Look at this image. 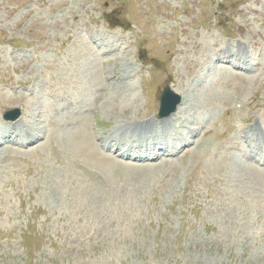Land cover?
<instances>
[{
    "label": "rangeland",
    "instance_id": "obj_1",
    "mask_svg": "<svg viewBox=\"0 0 264 264\" xmlns=\"http://www.w3.org/2000/svg\"><path fill=\"white\" fill-rule=\"evenodd\" d=\"M175 1L0 0V126L19 108L44 135L0 150V264H264V166L219 150L238 123L264 129V0ZM211 30L236 54L247 44V64L206 60ZM165 87L182 97L184 125L210 136L155 162L114 156L126 143L102 152L96 138L128 116L158 120ZM62 90L87 106L78 118L71 105L64 120L51 114ZM154 130L135 145L162 146Z\"/></svg>",
    "mask_w": 264,
    "mask_h": 264
},
{
    "label": "bare ground",
    "instance_id": "obj_2",
    "mask_svg": "<svg viewBox=\"0 0 264 264\" xmlns=\"http://www.w3.org/2000/svg\"><path fill=\"white\" fill-rule=\"evenodd\" d=\"M136 115V113H135ZM135 115H131L128 116L130 119L128 121H126V126H118L120 123H118V125L116 126V129L124 131L125 129H131L133 126H136V136L141 135V131L143 130H147L149 128V126L151 125L150 121H138V119L136 117H134ZM174 116H171L170 118L163 120L162 123H166V124H171L172 120H173ZM174 122V120H173ZM255 128L257 127L259 130L262 129L261 124L255 122ZM249 129V128H247ZM9 131H11V129H8ZM21 135L20 137H17L15 142L22 144V145H28L32 142V138H35L36 141L39 140L41 138V135H39V133H37L35 130L30 129L29 127L27 129L21 128ZM110 142H118V139L114 136V134L110 136L109 138ZM4 144V142L1 144L0 141V147H2Z\"/></svg>",
    "mask_w": 264,
    "mask_h": 264
},
{
    "label": "water",
    "instance_id": "obj_3",
    "mask_svg": "<svg viewBox=\"0 0 264 264\" xmlns=\"http://www.w3.org/2000/svg\"><path fill=\"white\" fill-rule=\"evenodd\" d=\"M181 99L178 95L172 93L170 89H165L162 96L161 116L165 117L174 112L176 106L180 104ZM167 107V108H166ZM169 107V108H168ZM17 116H8L9 119L14 120Z\"/></svg>",
    "mask_w": 264,
    "mask_h": 264
}]
</instances>
